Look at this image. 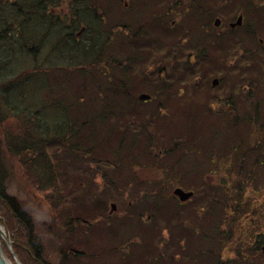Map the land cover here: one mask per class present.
I'll return each instance as SVG.
<instances>
[{
  "label": "rangeland",
  "instance_id": "374dc122",
  "mask_svg": "<svg viewBox=\"0 0 264 264\" xmlns=\"http://www.w3.org/2000/svg\"><path fill=\"white\" fill-rule=\"evenodd\" d=\"M91 5V9H95V25L104 27L103 35H108L107 29H110L107 52H102V60L96 62L99 64H88L86 74H83L80 64L70 58L69 50L64 51V57L58 58L51 52V43L44 45L34 61H31L34 57L27 55L31 62L16 51L7 64L13 71H8L5 79L15 77L14 88L17 80L24 79L27 82L25 96L36 94L38 97L41 90L45 93L50 87L54 95L66 102L88 90L100 97L104 79L111 83L121 71L114 64L108 70L107 57L115 55L123 60V64H131L129 75H138L135 84H127L131 88V97L138 98L143 92L152 96L159 93L139 108L149 120L148 127L156 132L167 129L175 132L178 127L180 135L168 141L162 135L156 137L159 140L151 148L154 154L148 156L138 149L135 156L122 157L118 143H102L91 153L69 152L65 144H59L55 153L61 166L56 170L63 180L54 184L57 189H49L47 186L41 188L29 167L23 165L3 142L8 134L16 132L21 120L9 116L0 122V158L5 170L10 172V177L5 179L6 192L16 197L30 214L41 262L219 264L223 258L221 264H264V250L248 256V237L264 226V167L252 165L253 153L244 154L238 158L240 162L247 160L244 167L245 170L248 167L250 173L244 177V172L240 174L236 154L229 149L230 145L227 146L232 140L241 138L252 146L259 139L264 143L263 135L250 133L247 127L264 124V51L259 46H264V0H92ZM64 10H67L65 3L54 11L61 13V17ZM239 13L243 15L244 27L235 35L225 36L221 47L212 35L213 32L217 34L213 29L214 17L222 19V25L217 29L223 31ZM152 17L160 20L150 32L161 38L141 43L140 50H149L147 57L130 63L129 53L122 45L131 49L128 40L140 39L144 25H149ZM146 20L147 24H144ZM247 28L252 29V35ZM86 37L85 34L81 38ZM197 47L203 57L194 55ZM159 68L162 71L157 77ZM37 69L41 76L35 74ZM174 69L183 72L176 97H180V103H177L180 112L167 108L170 100L168 97L162 99L165 94L161 92L173 90V87L161 89L160 83L171 81ZM214 78H218L216 85H212ZM16 95L19 96V91ZM44 98L39 96V106L46 103L47 96ZM88 99L89 96L84 94L82 102ZM158 105L166 108L157 111ZM255 105L259 117L256 122L245 117L253 114ZM151 111L155 115L149 116ZM235 116L239 118L235 120ZM126 118L123 122L133 123ZM217 127H223L225 131L222 142L211 139L212 129ZM238 128H241L239 135L235 134ZM175 141V152L162 155L165 150L175 147ZM113 160L119 166L114 167ZM177 160L178 164L172 165ZM211 168L219 170L216 174L226 173L228 198L244 206L235 213L236 223L231 235L217 233L216 213L206 209V200L198 198L211 193L223 204L226 201V196L219 193L222 190L217 188ZM242 179L243 184H239ZM176 187L186 191L193 188L194 194L188 198L192 199L180 201L173 192ZM59 195H62L61 200ZM252 207L258 211L247 215ZM9 209L8 205H0V222L12 240L13 249L19 237H26L27 233L17 234L18 224L13 225ZM220 228L228 230L223 223ZM216 235L223 239L222 242ZM3 249L13 260L7 247Z\"/></svg>",
  "mask_w": 264,
  "mask_h": 264
},
{
  "label": "trees",
  "instance_id": "16d2710c",
  "mask_svg": "<svg viewBox=\"0 0 264 264\" xmlns=\"http://www.w3.org/2000/svg\"><path fill=\"white\" fill-rule=\"evenodd\" d=\"M63 3H65L67 10H64L60 17L61 13H55L54 10ZM89 6L88 0H0V122L7 120L9 116L19 118L22 122V124L17 125L15 129L16 132H14V134H8V137L3 140V142L6 148L13 153V155H16L23 165L29 167V171L35 176L40 186H42L41 188L47 186L49 189H57L58 186L55 185L63 180V177L61 178L60 173L56 170L57 167L61 166V160L55 153L56 150H58L59 144H65L69 152L75 150L78 152L83 151L85 153H91L96 149V146L102 143H118V148L122 157L135 156L137 154L136 150L138 149H140L141 154L148 156L154 154L151 152V148L156 146L157 140H159L158 138L156 139V137L162 135L164 139L168 141L180 135V129L178 127L175 132L169 129L156 132L148 127L147 122L149 120L146 119L144 110L139 108L140 105L151 102L153 96H159V93H156L157 95L153 93V96L149 94L150 97L145 100L131 97V88L127 84L130 83L131 86L135 84L138 75H129L132 67L131 64L128 62L123 64V60L115 55L107 57L108 70H110L114 64L120 67L121 71L115 76L117 79L115 80L114 77L111 83L108 82L106 78L104 79L105 85L101 88L102 96L99 95L100 97H97L93 90H88L89 92L86 91L87 84L84 85L86 92L79 96L76 94V97L73 96L74 98H72L71 102L61 100V97L52 93L50 87L47 88L45 93H42L43 90H41L37 95L38 97H36V94H33V97L31 95L25 96L24 87L27 86V82L24 79L17 80L18 84L15 88L13 86V81L16 82L15 77H11V79L9 78L8 80L5 79L9 74L8 71H13L12 67L7 68V64L16 51L23 54L25 59L29 61L31 58H27V55L34 57L31 60L34 61L39 53L42 52L44 45H49L51 43V52L56 54L58 58L64 57L66 55L64 51L69 50L68 53L70 54V58L75 60L76 64H80L83 74H86L88 64H99V62H96L102 60V52H107L106 47L110 39V29H107L108 35H103L104 27L99 28L97 24L95 25L96 19L93 17L95 9H91ZM98 16L101 18L100 15ZM159 20L160 19L157 18L156 20V18L154 19L153 17L149 25H144V30L139 36L140 39L128 40L129 43H131V49H129L130 46L122 45L124 51L127 54L129 53L127 58L130 63L135 62V60L139 61L140 59L142 61L147 57L149 50H140L138 46L141 43H148L153 38L157 40L161 38L159 35L153 36L150 32V29L153 26L156 27V23H158ZM144 24H147V20ZM244 24L243 22L242 26L240 25L233 29L230 36L235 35L239 29L244 27ZM132 28L136 30L141 29L138 27ZM247 29V31L250 32L249 35H252V29ZM124 30H127V27H125ZM85 34L87 37L85 39L81 38ZM52 37L54 38L53 41ZM215 38H217V41H219L221 47H223L225 43L224 35H217ZM149 45L152 46L151 44ZM259 46L262 51H264V46ZM242 47L246 49V47ZM49 52L50 51H48V53ZM110 53L112 52L110 51ZM203 56L204 54H202L201 57ZM186 61L188 64L190 63L189 58H187ZM161 71V68H159L156 74L157 77L161 75ZM100 73L101 72H99V74ZM35 74L41 76L40 70L37 69V73ZM172 74L174 77L171 81L160 83L163 87L161 89H171L173 87L172 91H161L165 94V97L162 99L168 97L170 100L168 106L170 107L167 108L180 112V104L177 105V103H180V97L177 99L176 97L180 91L179 80L183 72L181 69H174ZM87 75L92 79L94 78L93 74L91 75L89 72H87ZM93 81L95 82V80ZM98 90L100 91V89ZM18 91L19 96L16 95ZM84 94L89 96V101L82 102ZM172 95H174V97H172ZM39 96L46 98H44L46 100L44 102L46 103H43V106H39L38 104ZM125 108L128 110L126 111ZM158 108L157 111L166 107L158 105ZM125 112H127V114L130 112V114L125 115ZM129 115H132V117ZM148 115L153 116L155 113L151 111ZM126 117H128V119L130 118L133 123L126 124L123 122L124 119H127ZM245 117H247L248 120L252 119L256 122L259 118L257 105L254 107L253 114L245 115ZM238 118V116H235V120ZM137 119L139 121H137ZM133 125H135L134 128L132 127ZM254 125L255 124L247 126L250 128V133L259 132L264 138V124ZM240 129L241 128L235 129V134L239 135ZM212 130H214V132L211 133V139L215 141L221 140L222 142V137L225 136L223 127H217ZM101 137L103 138L100 141ZM97 139L98 141H96ZM227 144V146L230 145L229 149L233 151V154H236L237 157L233 156L239 164L240 174H242V172L245 173L244 177L247 175L249 176L250 172L247 170L248 167H246V170L244 167L247 160L238 161L240 156L246 155L249 152L253 153L255 158L252 160V165L264 167V149H262L264 143L261 142L260 139L256 141L254 146L249 145V141L246 139L243 140V138L240 140L234 139L231 143ZM131 145L133 147H130ZM174 145L175 147L173 149L165 150L162 152V155L175 152V148H177L176 141ZM243 145L245 147H243ZM227 146L225 145L226 148ZM51 148H54L55 151ZM123 148H125V150L122 152ZM51 151H53V153H51ZM1 160L0 205H8L10 208L9 213L13 220V225L18 224L16 227L17 234H20L22 231L27 233L26 237L21 238L18 236L19 241L14 244L13 249L23 264H43L41 259H39L41 254L35 242V236L33 235L30 214L24 209V206L16 197L6 192L5 179L10 177V172L5 170L4 162ZM178 160L173 162L172 165H177ZM111 164L114 167L119 166L115 160H113ZM215 165L218 164L215 162ZM216 170L219 171L217 168H211L210 173L213 171V176H215L217 180L216 186L218 189L222 190V192L219 193L226 196V201L223 204L216 194L213 195L211 193L202 194V196H198V198L206 200V209H209L210 212L213 210L216 213L217 233L221 232L223 235H225V233L226 235H231V229H234L236 223L237 216H235V213H239L237 209H242L244 206L241 203H236L237 200L228 198L230 195H228V191L226 190V173L216 174ZM243 182L244 179L240 180L239 184H243ZM190 183L192 184V182ZM214 187L215 186H211V188ZM190 189V191L193 190V188ZM59 194H62V191ZM193 194L194 190L192 191V195ZM207 195H209L208 199L206 198ZM60 198H62V195H59V200H61ZM178 206H180V202ZM250 209L249 212L251 213H246L247 215L258 211V209L256 210L253 207ZM222 223L226 225L227 231H223L220 228ZM16 228L13 229L16 230ZM221 234L219 233L220 236ZM254 234L255 235L248 237V242L250 243L248 256L258 254L257 252H263L264 250V226ZM219 235H216V239L222 242L223 239H219ZM242 255L243 254H241L240 257ZM235 257L238 256L236 255ZM223 260V258L222 260L220 258L219 264H221Z\"/></svg>",
  "mask_w": 264,
  "mask_h": 264
},
{
  "label": "water",
  "instance_id": "95a60500",
  "mask_svg": "<svg viewBox=\"0 0 264 264\" xmlns=\"http://www.w3.org/2000/svg\"><path fill=\"white\" fill-rule=\"evenodd\" d=\"M216 24L219 23V19H216ZM241 23V16L237 18V20L233 23V26ZM218 83V78L212 79V85H216ZM150 97L147 93H140L138 95V98L141 100L148 99ZM174 194L179 198L181 201L187 200L191 195L192 191H186L181 187H176L174 189ZM112 207H114V204H112ZM3 244L6 245L8 251L10 252L13 260H11L5 253L3 249ZM0 264H22V262L18 259L16 254L14 253L12 249V240L8 238L7 232L5 230L4 225L0 222Z\"/></svg>",
  "mask_w": 264,
  "mask_h": 264
},
{
  "label": "flooded vegetation",
  "instance_id": "af4514ba",
  "mask_svg": "<svg viewBox=\"0 0 264 264\" xmlns=\"http://www.w3.org/2000/svg\"><path fill=\"white\" fill-rule=\"evenodd\" d=\"M91 1L92 0H88V4L90 5L89 7L91 8V7H93V5H91ZM198 1V0H197ZM239 16H241V23L240 24H237V25H235V26H233V23L237 20V18L239 17ZM153 18V17H152ZM156 17H154V19H155ZM216 19H219V23L218 24H216ZM243 22H244V20H243V15L241 14V13H239V15L236 17V19L235 20H230L229 22H228V24H227V26L228 27H225V30H218L217 28H219L221 25H222V19L220 18V17H218V16H215L214 17V20H213V29L215 28V31L217 32V34L216 33H212V35L213 36H220V35H224V37L225 36H230V34L232 33L231 31L233 30V29H235V28H237L238 26H242L243 25ZM212 29V31H214ZM210 34H211V32H210ZM209 34V35H210ZM206 37H208V35H206ZM198 48V49H197ZM196 48V52H195V56H196V58L197 57H201L202 56V51H201V49H199V47H197Z\"/></svg>",
  "mask_w": 264,
  "mask_h": 264
}]
</instances>
